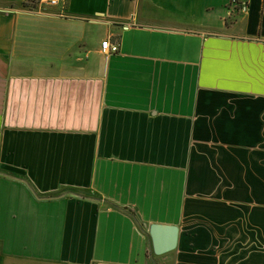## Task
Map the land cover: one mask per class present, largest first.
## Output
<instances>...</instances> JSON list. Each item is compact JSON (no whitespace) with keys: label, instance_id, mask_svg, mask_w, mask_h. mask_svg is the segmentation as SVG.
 <instances>
[{"label":"crops","instance_id":"obj_1","mask_svg":"<svg viewBox=\"0 0 264 264\" xmlns=\"http://www.w3.org/2000/svg\"><path fill=\"white\" fill-rule=\"evenodd\" d=\"M38 1L0 0V264H264V0Z\"/></svg>","mask_w":264,"mask_h":264},{"label":"water","instance_id":"obj_2","mask_svg":"<svg viewBox=\"0 0 264 264\" xmlns=\"http://www.w3.org/2000/svg\"><path fill=\"white\" fill-rule=\"evenodd\" d=\"M150 236L153 251L156 254L172 249L176 244L177 229L175 226L151 224Z\"/></svg>","mask_w":264,"mask_h":264},{"label":"built area","instance_id":"obj_3","mask_svg":"<svg viewBox=\"0 0 264 264\" xmlns=\"http://www.w3.org/2000/svg\"><path fill=\"white\" fill-rule=\"evenodd\" d=\"M67 0H39L36 5L37 6H47V7H53L57 6L59 4H65ZM231 3H236V0H230ZM61 15V13H60ZM100 48L103 52L105 51H116L117 50V45L116 44H111L109 39H105L101 41Z\"/></svg>","mask_w":264,"mask_h":264},{"label":"rangeland","instance_id":"obj_4","mask_svg":"<svg viewBox=\"0 0 264 264\" xmlns=\"http://www.w3.org/2000/svg\"><path fill=\"white\" fill-rule=\"evenodd\" d=\"M22 7H25L26 10L31 11V12H40V13H55L53 12L49 7L47 6H32L31 4H28L27 2H22L20 4ZM31 5V6H30ZM58 14V13H57Z\"/></svg>","mask_w":264,"mask_h":264}]
</instances>
